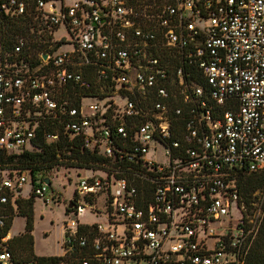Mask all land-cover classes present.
Here are the masks:
<instances>
[{
  "label": "built area",
  "instance_id": "obj_1",
  "mask_svg": "<svg viewBox=\"0 0 264 264\" xmlns=\"http://www.w3.org/2000/svg\"><path fill=\"white\" fill-rule=\"evenodd\" d=\"M41 125L105 159L76 169L61 256L245 264L264 192L245 204L234 176L264 172V0H0V151L35 150ZM26 174L0 170V205ZM83 204L105 221L81 222ZM6 220L0 264H15Z\"/></svg>",
  "mask_w": 264,
  "mask_h": 264
},
{
  "label": "trees",
  "instance_id": "obj_2",
  "mask_svg": "<svg viewBox=\"0 0 264 264\" xmlns=\"http://www.w3.org/2000/svg\"><path fill=\"white\" fill-rule=\"evenodd\" d=\"M11 34L21 33L24 30V21L16 20L10 23ZM186 78L189 80L199 78V74L194 70L187 72ZM201 83V82H200ZM39 126L34 140L33 151H25L19 155H9L0 151V170L8 169H29L32 185L35 182V175L41 174L45 168L52 167L56 163L62 166L78 169L97 168L105 163V159L88 151H81L77 148L72 149L67 142H54L47 144L43 139L44 129L48 132H55L52 126ZM64 160L65 162H59ZM14 171V170H9ZM18 171V170H17ZM20 172V171H19ZM22 172V171H21ZM25 172V171H24ZM235 179L239 191V197L245 204L254 202L258 196L256 193L264 192V172L260 173H235ZM22 193V192H21ZM21 193L14 201V208L8 203L0 205V214L7 216L6 225L3 229V235L9 233L10 227L15 217H23L25 226L23 232L8 240V247L15 264H25L32 262L34 264H61L67 262L70 264H79L81 257L78 253H72L68 258L63 256H37L33 252V214L35 196L31 193L28 198H22ZM88 202V200H87ZM90 203V202H89ZM66 212H69L66 210ZM245 264H264V216L260 227L251 239L248 253L245 258Z\"/></svg>",
  "mask_w": 264,
  "mask_h": 264
},
{
  "label": "rangeland",
  "instance_id": "obj_3",
  "mask_svg": "<svg viewBox=\"0 0 264 264\" xmlns=\"http://www.w3.org/2000/svg\"><path fill=\"white\" fill-rule=\"evenodd\" d=\"M34 47V52L37 50ZM153 153L152 149L150 150ZM59 162H65L60 160ZM76 169L78 168H68L56 163L52 167L45 168L44 175L40 173L36 174V181H39L41 177L46 176L51 178V186L48 187L47 197L52 199L48 204H44L41 199H34V214H33V252L35 255H50V256H60L61 254V243L63 239V222L66 220L64 216V210L69 201L73 196V188L76 182ZM14 171H25L27 174V183L24 184L21 193L22 198H28L31 196V175L29 169L19 170V169H8ZM88 175V172L82 171L81 176ZM46 177V178H47ZM256 195L261 196L260 193ZM100 204V201L98 202ZM85 211L82 216L78 219L81 222H104L105 218L96 214H92L89 210V205L83 204ZM73 218H75L73 216ZM234 223V222H233ZM227 225V222L226 224ZM25 226V219L23 217H15L9 230L10 238L16 236L21 231L23 232Z\"/></svg>",
  "mask_w": 264,
  "mask_h": 264
},
{
  "label": "water",
  "instance_id": "obj_4",
  "mask_svg": "<svg viewBox=\"0 0 264 264\" xmlns=\"http://www.w3.org/2000/svg\"><path fill=\"white\" fill-rule=\"evenodd\" d=\"M41 174H43V171L41 172ZM43 182L44 184L47 186V187H50L51 184H50V180L48 178H44L43 179ZM74 207V204L72 203V201H69L68 204H67V209L71 210L72 208Z\"/></svg>",
  "mask_w": 264,
  "mask_h": 264
},
{
  "label": "crops",
  "instance_id": "obj_5",
  "mask_svg": "<svg viewBox=\"0 0 264 264\" xmlns=\"http://www.w3.org/2000/svg\"><path fill=\"white\" fill-rule=\"evenodd\" d=\"M22 197H23V196H22ZM24 198H25V197H24ZM21 232H22V231H21ZM21 232H20V233H21ZM20 233H18V234H20ZM18 234H17V235H18ZM10 237H11V236H10ZM13 237H14V236H13ZM37 256H42V255H37ZM43 256H46V255H43ZM48 256H50V255H48Z\"/></svg>",
  "mask_w": 264,
  "mask_h": 264
}]
</instances>
